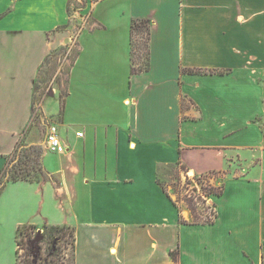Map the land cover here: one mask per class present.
Masks as SVG:
<instances>
[{
	"label": "crops",
	"instance_id": "obj_1",
	"mask_svg": "<svg viewBox=\"0 0 264 264\" xmlns=\"http://www.w3.org/2000/svg\"><path fill=\"white\" fill-rule=\"evenodd\" d=\"M72 1L0 0V172L36 109L60 114L41 121L49 179L0 192V264H16L22 225L73 228V264H264V0H87V16ZM141 19L148 68L132 73ZM71 40L61 103L52 89L35 106L42 65ZM49 124L63 155L44 148ZM167 168L223 177L212 223L178 211Z\"/></svg>",
	"mask_w": 264,
	"mask_h": 264
},
{
	"label": "rangeland",
	"instance_id": "obj_2",
	"mask_svg": "<svg viewBox=\"0 0 264 264\" xmlns=\"http://www.w3.org/2000/svg\"><path fill=\"white\" fill-rule=\"evenodd\" d=\"M92 2V1H91ZM91 3L87 0H81V2L72 1L69 6V14L78 15V13H82L83 15H88L91 8ZM78 17V16H77ZM74 18V17H73ZM142 20V21H141ZM140 25H147L148 23L146 20L141 19ZM86 19L81 21L85 25ZM145 21V22H144ZM79 20H73L72 23L77 24ZM143 27V26H142ZM144 36L145 34L134 36V45L135 49L132 53V61L134 69L144 68L146 65V53H145V43H144ZM74 42V40H73ZM75 44L69 42L64 46L54 49L51 54V58L48 59L47 62L42 65L40 69L36 82H35V106H39L40 103L46 98V96L52 91V89H59L61 91L60 103L63 99L62 94H64V82L63 80L66 77V74L70 68L71 60L78 52L75 48ZM54 64V67L52 68ZM61 107V106H60ZM55 108V107H54ZM39 113L43 115V120L40 119ZM60 117V114L57 116H45L42 112H38L36 109L34 111V122L31 123L30 128L26 130V135L24 137L23 145L25 148H20L17 154L14 156L13 154L9 157L10 165L9 170H12L15 163L18 161V156L23 154V151L26 153H34L40 154V160H42L43 150L39 146V142L42 136V122L45 124L51 123V121L57 122ZM39 123H41L39 125ZM37 165V163H36ZM42 165L38 166L37 173L40 174L39 182L46 181L49 179L48 173L44 172ZM31 177H34V172L31 171ZM166 176L167 178L163 180L162 185L170 193L176 203V208L180 212H184L183 215L188 216L189 222H192L193 217L191 214V210L188 208L187 202L185 198L190 197L191 193L189 191V186L191 185L190 180L188 179L192 177L190 173H182L180 169L177 168H167L166 169ZM8 175L5 176L7 178ZM216 176L215 180L212 182L210 181H203L201 179V183L203 184L202 187L211 186L214 190H217L220 187L222 176ZM200 177H194V180H198ZM217 178V179H216ZM196 213L198 214V221H205L206 219L211 218V213L214 212V209L210 204L202 203L200 199L197 201L194 200ZM34 230L31 242H28V239L25 236H22V249L20 250V264H22L24 259H30L31 264H72V248L70 246V237L65 234L61 239H55L54 242L57 246V252L55 255H52L51 252L53 249L49 248V244L46 241V232L44 229L39 233ZM45 236V238H43ZM29 243L32 248V252L26 253L25 244ZM40 245L41 251H38V246ZM54 251V250H53ZM10 264V263H8ZM15 264V263H14Z\"/></svg>",
	"mask_w": 264,
	"mask_h": 264
},
{
	"label": "trees",
	"instance_id": "obj_3",
	"mask_svg": "<svg viewBox=\"0 0 264 264\" xmlns=\"http://www.w3.org/2000/svg\"><path fill=\"white\" fill-rule=\"evenodd\" d=\"M92 2H97L99 0H91ZM142 21V20H141ZM145 22V21H144ZM146 22L148 23L147 25H140V20H133L131 22V27H130V44H131V62H132V73L137 71V70H142V69H147L148 68V41H149V21L146 20ZM143 26V27H142ZM135 34L140 35V34H145L144 36V43H145V53H146V65L144 68H138V69H134L133 67V61H132V53L134 52L135 49V45H134V36ZM77 54H75V56L72 58L71 60V64H73V62L75 61ZM48 61V58L46 59V62ZM54 67V64L52 66V68ZM183 72L185 73H201V74H207V73H214V71H193V70H183ZM220 74V72H217ZM36 101V99H35ZM26 133L23 134L22 138L17 142L14 151H13V155L15 156L18 152V150L20 148H25V145H23V141H24V137H25ZM40 154L38 153H34V150L32 151V153H26L25 151H23V154L21 156H18V161L15 163V165L13 166L12 170H9V165L10 162H7L6 167L0 172V192L2 191V189L4 188L5 184L7 182H18V181H29V182H39V177L40 174L37 173V169L39 165H42L41 160H40ZM9 161V160H8ZM37 163V165H36ZM31 171L34 172V177H31ZM45 172V171H44ZM46 173V172H45ZM8 175L7 178H5V176ZM201 179L203 181H208L209 177H200L198 178L199 182L201 181ZM221 190L222 187H219L217 190H214L213 187L211 186H205L202 187V192L205 196H209L211 194L214 195H220L221 194ZM185 201L187 202L188 208L191 210V214L193 217L192 220V224L194 225H198V224H209L212 223L213 218L216 216L215 212L211 213V218L206 219L205 221H198V214L196 213V207H195V203H194V196L191 195L188 198H185ZM174 205L176 206V203H174ZM180 223H185L181 218L179 219ZM35 228L30 226V225H22L18 227L17 230V234H16V244H17V249H16V264H20V250L22 249V236H25L28 239V242H31L32 239V235L34 232ZM44 232H46V241L49 244V248L53 249L51 254L55 255V253L57 252V246L56 243L54 242L55 239H61L63 238V235L67 234L70 237V246L72 248V264H73V250H74V241H75V235H74V229L66 226V225H62V226H45L44 227ZM43 238H45V236H43ZM29 243L25 244V249H26V253L32 252V248L29 245ZM35 246H38L35 245ZM41 247L40 245L38 246V251H41ZM22 264H31L30 259H24Z\"/></svg>",
	"mask_w": 264,
	"mask_h": 264
},
{
	"label": "built area",
	"instance_id": "obj_4",
	"mask_svg": "<svg viewBox=\"0 0 264 264\" xmlns=\"http://www.w3.org/2000/svg\"><path fill=\"white\" fill-rule=\"evenodd\" d=\"M77 31V30H76ZM72 43L73 40H71ZM75 45V48L77 49V45ZM77 137H82L83 134L81 132L76 133ZM44 148L47 152L55 155H63L66 153V147L64 143L62 142V139L59 136L58 128L54 124H49L47 126V131L45 133L44 137ZM191 185L189 186L190 195L194 196V200L197 201L198 199L201 200L202 203L209 204L207 202V196H205L202 192V183L199 182V180H194L193 177L189 178Z\"/></svg>",
	"mask_w": 264,
	"mask_h": 264
},
{
	"label": "water",
	"instance_id": "obj_5",
	"mask_svg": "<svg viewBox=\"0 0 264 264\" xmlns=\"http://www.w3.org/2000/svg\"><path fill=\"white\" fill-rule=\"evenodd\" d=\"M40 232H38V234H39ZM40 236V235H39Z\"/></svg>",
	"mask_w": 264,
	"mask_h": 264
}]
</instances>
